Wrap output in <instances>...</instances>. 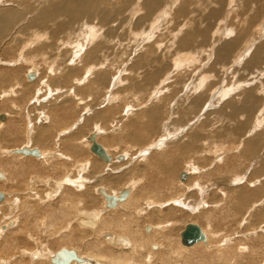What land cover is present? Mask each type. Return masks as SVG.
<instances>
[{"label": "bare ground", "instance_id": "obj_1", "mask_svg": "<svg viewBox=\"0 0 264 264\" xmlns=\"http://www.w3.org/2000/svg\"><path fill=\"white\" fill-rule=\"evenodd\" d=\"M4 1L5 2L3 3V5L0 6V40L4 38L11 39L7 41L6 47L10 46V48L13 49L16 47V45L20 44L17 46L18 53L15 57L16 60L14 61L13 59L10 61H6L7 64L17 66L22 62L28 63L30 61V58L28 59V57L25 55V53H23V51H25V49L28 48L30 45H35L39 43L49 45L47 46V52H44L50 53L52 57L55 56L56 60L59 59L61 61L66 58L65 52H61V54L59 53L64 47L65 50H69L70 55L65 59L67 67L63 68L64 75L61 80L64 85H69L67 87L58 86L57 89L54 90H56V92L59 91V94L57 93L56 95H62V92L66 93L65 96L69 97L68 100L74 101L77 106L85 103V101H83L80 95L83 94L82 89L85 86L84 82L87 80L88 77L90 78V76L85 73H89L92 70H102V67L107 66V63H105L106 59L102 60L99 58L103 62L98 61V59L97 62L87 63L84 65L83 62H86L85 60L88 59L89 56L92 57V55L94 56V54L97 55L96 52H98V50L102 52L103 49H98L102 46L101 42H104L106 48H110L112 50L111 54L115 56V50L119 42V37L116 34V30L124 24H128L129 27H133L135 25H141L144 22L146 23V20H148V13L158 11L159 8L163 6L164 2L163 0H19L17 2H15L16 0ZM230 1L231 0H229V2ZM2 2L3 0L1 1V3ZM211 2L213 1L211 0ZM188 4H191L190 1L184 4L182 3L176 11L179 16L178 18H180L181 20L187 17L191 23L193 22V27H188L190 24V22L188 21L189 23L187 27L188 29H190L188 33L190 35L185 34V39L181 40L182 42H185L186 39H189L188 41H190V44L195 43L194 45L199 46L200 44L197 43L198 40L200 38H203L201 36L207 34L205 31V29H207V25L205 24L206 26H202V24H204V22L209 23L208 21L212 20L213 17L215 18L218 14L222 12L223 9L219 8V11L217 10V8L216 10L210 9L208 12V10L203 11L202 8H196V11H194L190 9L191 7ZM210 4L211 3H209V6ZM222 4L223 1H218L217 6ZM262 5L263 7L261 8ZM213 6H215V4H213ZM164 7H166V4ZM169 7L171 8V6ZM241 7V14L239 15L241 18L242 15H244L245 17L243 19L245 20V22H248L249 25L246 23L242 24V21L241 26L234 25L241 28L238 33L236 32L234 36H231L229 38L226 37V39H224L223 41H220L222 39L219 40L220 44H217L218 46L215 50V53H213V61L215 60L214 62H219L220 64H222V67L225 66V64L229 65L228 61H224L223 59L230 60V58L232 57L231 50L232 48H235L233 46L236 44V41H238L239 39H243V36L248 34L247 29L250 28H247L246 25L252 27V24H255L261 17V20H263L264 18V0H243ZM127 8H129L128 12H126ZM136 8H145L147 10V13H145L144 16L138 18V11L136 10ZM231 13L234 14V11H232ZM161 14L160 16L158 15L160 19ZM224 14L222 12V15ZM248 14H250V16ZM222 15L220 14L219 16ZM157 17L154 18L157 19ZM172 17H176V14ZM172 17L171 19H173ZM229 17H233L232 14ZM261 20L259 22L263 26ZM132 21H134V24L131 23ZM219 21L221 20L219 19ZM240 21L241 20H239V22ZM178 23L175 25H178ZM228 23V25H230V22ZM152 25H154V23H152ZM158 26L159 25L157 24V27ZM199 26H202L204 28V31L202 29V32H200ZM224 26L225 25H223V27ZM262 26L260 27L258 25V28H262ZM103 27L104 34L102 32L101 36H99L100 33H98V31H100V29ZM146 27L147 25L145 26V28ZM184 27L186 26L180 27L179 29L182 30ZM238 27H235L236 31L239 29ZM144 29H141V31H144ZM155 29L156 30L154 31H157L159 28ZM254 29H256V26H254ZM181 30H179L180 32H178L181 33ZM138 31L139 30H137V32ZM154 31L151 32L155 33ZM259 31L257 33L262 34V32ZM148 32L146 33L148 34ZM17 33L19 35L18 37H16ZM146 33H144V35ZM153 33L149 35L150 38L152 37ZM175 33L176 32H174L173 34ZM61 34L63 35L62 37H66L63 38L65 40L61 39L62 43H60V41L54 42V39L56 38L57 40H59ZM139 34L140 33L137 34V38ZM134 35L133 36L135 43V41H137V39L135 38L136 32L134 33ZM143 36L141 38H143ZM172 36L174 37V35H171V37ZM223 36L225 35L223 34ZM253 36L254 34L252 35V37ZM79 37H83L85 43L81 42V44H78L77 41L79 40L75 41V39H80ZM96 37H98V39ZM260 37L256 41V43L253 44V46L251 44V48L249 49L250 51H248L250 52L248 53L249 57L246 58L243 62L241 61L242 66L245 69H243L242 71L247 76H243V80L238 78L235 79V82H231V85H229L230 83H227L228 86H225L222 89L219 88L220 91H216L217 97H215V95L213 98H211V101L209 100V94L204 95L201 90L207 85L208 86L206 88H208L209 91L213 88L211 83L214 81V78L212 79L214 73L209 74V76H206L205 74L203 76H199L198 71H195V73L197 72L196 77H193V73H191L188 78L176 80L180 84L182 83V81L186 82L185 80L187 79L188 86L186 87H191L190 90L194 93V95H191V91L187 90V92L185 90V93L187 92V99H185L184 96L179 99L177 102V105H179V107L185 106L187 107V111L188 108H190V110L192 111L193 108L200 109L206 103V101L209 100L208 107H212L215 109H211L212 111L209 110L207 112L209 113L211 111L210 116L205 113V115H207H204L205 119H202V121L200 120L199 125L194 127L193 130H190V125H188L182 130V132H184L182 133L181 130H179L180 126L178 123L173 125L171 124L174 129L172 131L179 130V133L174 134L173 144H176V147L174 145L175 148H172L170 151L166 150L167 142H157L158 144H155V139H152L143 143V138L140 135L141 132H138L137 130V133L134 134L127 133V140L129 139L131 143L133 142L134 146L138 144V142L139 144L143 143L142 145H140V148L137 147L138 149H134L135 151H138L136 154L137 156L135 158H131V153L128 154L126 150V152L122 151L124 149L117 152L115 151L116 149L114 150L107 146H104L101 141H99V134L102 133V130L104 129L103 127H101V124L98 119L103 117V113L92 112V115H88L91 111L90 109H86L90 112L85 111L86 113L81 115L84 117V120L81 121L82 123H91L90 125H92V127L94 126L93 132L95 133V138L97 142L102 145V147L106 150L107 154H109L111 157V160L109 162H106L92 152L93 154H91V158H93V160H96L102 166H110L115 163L119 165L125 164L130 158L131 161L133 160L132 162H144L147 167L145 169H154L155 171H159L163 176H165L164 179L162 177L161 179H159L158 176H153V178L148 184L149 191H135L136 188H134V185L137 181L138 183H141L142 179L133 176V173H131V171L128 173L130 177L133 176L131 180L134 181H130L131 184L128 182V185H124L123 182H125V179L127 181L128 178L126 177V167L125 170L117 169L116 173L110 172L108 175L103 177L98 175L100 169L97 166L92 167L91 159H87L88 161L85 162L81 159H76L74 156L67 155L63 152L55 154L57 156H55L54 158H51L50 156V158H47L44 155L45 149L51 144H54L55 141L53 140V137L55 136L56 131L58 133V130H56L55 126L53 127L52 125H49L51 117H49V115L46 116L47 113H44L46 112L44 108H46L47 106L45 105L46 100L42 101L43 103H41V100L37 99L36 101H38V104L35 103V106H33L34 109L37 110V113H42L44 116V118L39 119L40 122L37 123L38 126L39 124H41V127H37L33 134H30L28 130L27 132H25V129L22 131L20 130L21 128L19 129L20 123H22V120L19 115L20 113L12 112L10 115V113L5 114L3 112V114L5 115V119L0 120L2 122L0 123V192L3 193V198L0 200V264H10L11 261L9 262L8 257L13 254L12 251L19 252V256L14 261H12L11 264H56L52 261V258L55 256V253L62 248L74 250L75 255L77 257V259H70L68 264H249L244 260H248L250 261V263L253 261L255 262L254 264H264V181L262 180V177H264V76L261 75L263 77L258 79V75L264 67V33L262 37ZM83 38H81V40H83ZM95 38L96 40H101V42H98V46L95 45V42H97L94 40ZM26 40H30L28 44L25 42ZM145 41L143 44H141L140 42L138 43V45L141 44V46H138L137 48V56L134 59H131V61L128 63L130 67L128 68V70H132V72H135V75L130 77H132L131 79L133 80L137 88H144V86H148V84L151 85L154 80L156 82V79H159V81H161L163 76L165 77V79L166 77L168 79L170 75L171 77L181 75L184 76L186 72L185 74H182L181 70L190 71L194 67V65L187 66L186 64H191L192 61L194 64L196 63L193 60L194 58H191L190 60V56L187 57V55V58L184 56L180 57V51H174L182 49H179L177 47H180L179 40L177 41L179 42L178 44H175L173 46V44L170 43V45H168L167 47H165L161 41V43H153L152 40L150 42L147 41V39ZM188 41H186L185 43L188 44L187 46L191 47ZM205 42L206 41H204V43ZM207 42L211 41L208 40ZM87 43L91 44L93 47H88V50L86 49L85 51L84 47ZM204 46L205 50H207V46ZM6 47H3V49L5 50ZM123 47H125V45ZM173 47L174 49H172ZM195 49L197 50V48ZM243 49L245 48H242V50ZM78 50L79 52H77ZM205 50H203L204 53H206ZM237 51L236 53L240 52V50L239 52ZM121 52H124V50ZM207 53L209 55V52ZM41 54L43 53L41 52ZM123 54L124 53H122V55ZM196 54L198 53L196 52ZM202 54L203 53H200L199 55ZM245 55L247 56V54ZM228 56L230 57L229 59H227ZM105 58L107 57L105 56ZM200 58L202 57L200 56ZM220 59L221 61H218ZM238 59L239 58H237V60ZM210 60L211 59H209V62ZM250 60L253 63H250ZM57 62L55 67L53 64L48 66L47 69L49 75L60 74L61 68L59 66L61 64H58ZM229 63H232L231 60L229 61ZM246 63L247 65L245 66ZM171 64L175 71V73L173 71L175 75L171 73L172 70H169L171 68ZM184 64L187 67L180 68ZM214 64H211V67H213ZM86 65L87 69L85 67ZM113 65V62L109 64V66L111 67ZM203 66L207 65L205 64ZM231 67H229L230 70L228 69L230 72L231 70H233V67ZM193 70H195V67L193 68ZM214 71L216 70L214 69ZM132 72L131 74L134 73ZM138 72L140 74L139 78H141L140 82H136V79H134V77H138ZM4 73L5 70L3 68L0 69L1 79L3 76H6L4 75ZM28 73H32L34 75V78L31 80L28 79ZM100 74L101 76H99L96 80L103 85L106 84L105 86L107 87V89L113 93L112 87H114L115 89L120 85L121 75H123L122 72H119L117 70L113 73L110 79L104 74H102V71L100 72ZM218 74L220 73H217L216 71L214 77H220V75ZM40 75L41 74L39 73V71L35 69V66L32 64L29 65V67H27L24 72V76L28 80L27 83L34 85L36 82L39 81L36 91L34 90L36 92L35 94H40L41 91L45 92V90L51 88V83H49V80L47 78H41ZM68 77H70V82L68 81ZM4 78L3 80H6L8 77L6 79ZM189 79L191 80L189 81ZM228 79L231 81L232 78L230 79V77H228ZM176 81L172 80L171 83H176V86H178V83ZM219 82L221 81L215 80L216 85ZM20 83L21 82L15 80L12 85L7 86L5 89H1L0 114L7 108V105H5L6 102L4 100H6L9 96L11 98V96L17 95V90H22L20 87H18L22 85ZM164 83L165 82H163V84ZM168 84L169 83H167V85ZM72 85L78 88L74 89ZM167 85L161 90V92H159L160 94H162L163 92H168L167 90H169L171 93L174 91L173 85V89L170 86L171 90ZM17 87L20 89H17ZM155 88H152L151 91L155 90ZM180 88L178 87L175 90L181 91ZM153 93L154 92H152L151 94ZM36 96L37 95H35V97ZM112 96L113 97L108 98V100L106 101L108 102L107 104H109V106L111 103L118 102L116 94ZM178 98L179 97H177V99ZM104 99L102 98L101 101L103 102ZM152 99L154 100V98ZM213 101L215 105H213ZM147 102L149 103L146 105ZM147 102L143 103L142 106H140L139 110L143 109V111L138 114L142 119H144V122H142L141 124L146 123L145 128L149 130H154L155 127L157 128L159 125V119L165 117V115L168 114V111H173L172 108H175L177 106L176 104H174L176 105L175 107H167L164 105L165 108L167 107L166 111L162 108V105H157L158 103L152 105L155 100ZM172 102L174 103V101ZM169 103H171V100ZM129 104L125 105L126 107L121 115L122 117H115L113 120H116L117 118L120 120L121 118L124 119L125 116L130 114L132 112L133 105ZM128 108L130 109L128 110ZM19 109L20 108L17 106L16 110ZM186 110H179V113L176 112V114L181 115L179 116V118L183 117L182 115H184V117L186 118V116H188L189 114ZM193 112L194 110L192 111V113ZM81 118L82 117H80V119ZM209 118H212L213 120H209ZM167 120L165 121L164 119L165 122L163 123L165 125L168 123ZM119 121H117V123ZM214 121L219 124L217 130L211 129L210 125ZM79 123L80 120H78V124ZM129 123L136 124V117L133 121ZM179 123L184 124L186 123V121H180ZM65 129L66 130H63V132L61 131V134H65L67 132V129L69 128L66 127ZM87 135L89 136V134ZM88 136L86 138L84 137L83 139L81 137V139L77 140V137L80 136L79 134H74L71 138L72 141H74L71 145H69L70 149L74 153H77L82 147L90 151L89 147L91 141L89 140ZM55 138L57 137L55 136ZM59 139H61L60 136ZM215 139L225 141V144H221L223 145V148H221L219 144L214 146V149H212L211 152L215 155H212V153L208 150V143L214 141ZM21 140L27 141L26 144L21 145L18 148L9 147L16 145ZM175 140H177V143L175 142ZM226 142L237 143H234L235 148L232 149L230 153H228L230 150L223 151L222 153H215L216 149L225 150V146L229 144ZM35 144L39 145V148H36L39 151V156L24 154L22 152L15 151V149H19L22 147H27L28 149L35 148L33 146ZM152 150L154 152H152ZM155 152L156 154H154ZM157 152H160L161 156ZM162 153H165V155H162ZM180 153L181 155L185 153L183 157L184 168L177 173V179L181 171H185L187 175L184 180H181L179 178V180L181 181H177V183L174 179L173 184V181L169 182L167 181V179L171 177V174L176 173L175 171L178 169L180 161ZM177 154L179 155V157L177 156ZM208 154H211L213 157L210 158V165L208 164L207 167L205 166L203 161H206ZM226 154H230L229 157ZM194 155L200 156L199 159L196 158V161H201L200 166L198 164L199 167L196 166L194 162L191 163L193 161L191 160V156ZM60 159H64L65 161L69 162L65 163L64 161L63 164H60ZM9 160H16L20 163L19 170L15 171L13 173L14 175L9 174V170L5 168L6 166L4 167L2 165V162L4 164H9ZM13 161H10L12 164H10L9 166L17 167V165L15 164V162L13 163ZM70 162H73V164H75L76 167L74 168H78V172L76 174L79 175L77 177L75 176V173L71 172V170H68V168L66 169L67 164L69 165ZM149 163H151L152 165L150 166ZM144 164L142 163V165ZM219 164H224L223 168L227 170L226 174H229V172L232 173L229 174V176L222 175L225 170L223 168H220ZM237 166L238 168L239 166L242 167V170H233V168L235 169V167L237 168ZM245 169L247 171H245ZM45 170L52 173V175L45 176ZM211 170H214L215 174L217 172L218 176H214L212 174L213 178H210L206 181H202L201 177H205L206 174H209ZM251 170L253 171V173L263 174L258 177L254 176L249 178ZM83 173L85 174V178L83 177ZM194 173H196V176ZM40 174H42L43 176H41ZM164 182V187H159L163 185ZM189 182L194 183L189 185ZM89 183L91 184L88 185ZM67 184L72 185L71 188L74 189V191H72L73 195L71 201L63 198V194L65 192L62 189L66 187ZM118 184H122L124 186L117 188L119 186ZM169 184H173L178 187L181 186L180 188H183V186H185L183 192L181 191V194H183V196L184 194L186 195L184 200L183 196L179 192V194H175V198L172 197L167 200H164L163 197L161 199L162 201L157 202V200L161 198L159 192L164 189L167 191L170 190L171 186H169ZM40 185L42 187H40ZM136 187L140 188L141 186L137 185ZM124 188L127 189L125 197L123 199H117L112 206H108L107 200L105 199V196L102 194L101 191H104L108 195L118 197L119 193ZM141 188L143 189V187ZM89 189L92 192L93 196L96 195L95 193H97V196L101 198L98 207H92V205L89 203L86 204L87 202H85L84 198L74 197L75 195L82 194L85 192V190ZM93 190L96 192H93ZM193 192L196 193V195L192 198V195H190V193L192 194ZM156 195L157 197H153ZM190 198L192 200H189ZM185 201L188 204L192 203L191 206L186 205ZM164 206H166L167 208L163 209ZM151 207L153 209L157 208V212H151V209H149ZM186 207L189 209H187ZM189 210L194 211L188 213ZM214 210H216L218 214L223 213L224 211L226 213V216H233V218L236 219L235 223L232 222L229 228V224H227L229 221L225 220V222L223 223L221 220L219 221V219H214ZM240 212L241 214L237 216ZM184 215L191 216L192 220L200 219L203 217L207 219L206 226L199 225L205 235L204 240L194 242L191 245H184L181 242L180 236V232L183 230L184 227L179 233L172 232L171 226L174 224L176 218H178V216ZM247 222L249 224V229H247L249 230V233H244V231L246 230L245 228L247 227ZM232 225L236 227L233 228ZM145 226H148V229H145ZM231 228L233 229V231H231ZM226 229H228V232L226 231ZM45 235H52L57 239V241L66 242L64 244L78 245L80 242H84V244L82 245L83 250L76 246H70L69 248L64 246L62 248L59 247L60 249L57 248V250H51L50 248H48L50 244L47 242V240L45 242H43L44 240L42 242H39V239ZM248 240H250L249 242L252 244L251 246L249 243H247ZM1 255H4L5 257L3 256V258H1Z\"/></svg>", "mask_w": 264, "mask_h": 264}, {"label": "rangeland", "instance_id": "obj_2", "mask_svg": "<svg viewBox=\"0 0 264 264\" xmlns=\"http://www.w3.org/2000/svg\"><path fill=\"white\" fill-rule=\"evenodd\" d=\"M1 1L2 0H0V6H2L3 5V3L5 2L4 0H3V2L1 3ZM8 1V0H7ZM17 1H19V0H16L15 2H17ZM164 2H163V6L161 7V8H159V10L158 11H155V12H152V13H148L149 15L147 16V18H148V20H146V23L144 22L143 24H141V25H135V26H128V24H124V25H122L121 27H119L117 30H116V34H117V36L119 37L118 39H119V42H118V44H117V48H116V55L114 56V55H112L111 53H112V50L110 49V48H106V45H105V43L104 42H101V40H96V38L98 39V37L99 36H101V34H102V32H103V34H104V27L103 28H101L100 29V31H98V33H100V35L98 36V37H96L94 40L95 41H97V42H95L96 44V46H98V42L100 41L101 43H102V48L101 47H99L98 49H100V50H102V52L101 51H99L98 50V52H96L97 53V55L96 54H94V56L92 55V57L91 56H89V58L88 59H86V56H85V61L86 62H83V65L84 64H87V63H94V62H97V60L100 58V59H106L105 61V63H107V66H105V67H102V70H92L91 72H89V73H85V74H87L88 76H90V78L88 77L87 78V80L84 82V88L82 89L83 90V94H80L81 95V97H82V99H83V101H85V103H83V104H81V105H76L75 104V102L74 101H71V100H68V96H65V94L66 93H64V92H62V95L60 94V95H56L57 93L59 94V91L58 92H56V90H54V89H57V87L59 86V87H67L68 85H64L63 83H62V80H61V78L63 77V73H64V71H63V68L64 67H67L66 66V62H65V59L70 55L69 54V50H65L64 49V47H63V49L59 52L60 54H61V52H65L66 53V58L64 59V60H59V59H57L56 60V58H55V56H51V54L50 53H46L47 52V46H49V45H45V44H43V43H39V44H35V45H30L28 48H26L25 49V51H23V53H25V55L28 57V59L30 60L28 63H25V62H22L21 64H19V65H17V66H13V65H9V64H7V62L6 61H10V60H13L14 59V61L16 60V55H17V46L18 45H20V44H18V45H16V47L13 49V48H10V46H7L6 47V43H7V41L8 40H11V39H2V40H0V59H1V62H0V69H4L5 70V73H4V75H6V76H3L2 77V79L0 78V91H1V89H5L7 86H9V85H12L13 83H14V81L15 80H17V81H19V82H21L20 84H22V85H20V86H18V87H20L22 90H17L18 91V94L17 95H15V96H11V98H10V96L6 99V100H4L5 102H6V104L5 105H7V108H6V110H4V111H2V113L4 112L5 114H8V113H10V115H11V113L12 112H17V113H20L19 115H20V118H21V120H22V123H20V126H19V129L22 131V130H24L25 132H27V130L30 132V134H33V132L36 130V128L37 127H39L41 124H39V126H38V124L37 123H39L40 122V120L39 119H42V118H44V116H43V114L42 113H37V110H35L34 109V107L33 106H35V103H37L38 101H36L37 99L39 100H41V103H43L42 101H44V100H46V104L45 105H47L46 106V108H44V110L46 111V112H44L45 114H46V116H48L49 115V117H51V121H50V123H49V125H52L53 127L55 126L56 127V130H58V133H57V131H56V133H55V136L57 137V138H55V136L53 137V140L55 141L54 142V144L52 145H50V146H48L46 149H45V153H44V155L48 158L49 156L51 157V158H54L55 156H57V155H55V154H58V153H66L67 155H71V156H74L76 159L78 158V159H81V160H83V161H85V162H87L88 160L87 159H91V161H92V167H94V166H97L100 170H99V172H98V175L99 176H106V175H108L110 172L111 173H116L117 172V169H124L125 170V167H126V169L127 170H125V171H127L126 173H127V175H126V177H128L127 178V181H126V179H125V182H123L124 183V185H128V182L130 183V181L132 182V181H134V180H131L132 179V177L133 176H135L136 178H141L142 179V181H141V183H138V181L136 182V184L134 185V188H136V190L135 191H144V190H147V191H149L148 189H149V182H150V180L153 178V176L155 177V176H158V178L159 179H161V177L164 179L165 178V176H163L159 171H155L154 169H145V168H147L146 167V165L144 164V162H132L131 160H130V158L128 159V161L125 163V164H113V165H110V166H107V165H104V166H102L99 162H97L96 160H93V158H91V154H93L92 152H90L89 150H87L86 148H84V147H82L77 153H74L71 149H70V147H69V145H71L72 144V142L74 141H72V136L74 135V134H79V136L80 137H77V140L78 139H81V137H82V139L85 137H87L88 135L87 134H90L91 132H93L94 130H93V127H92V125H90V124H86V123H82L81 121H83L84 120V117L83 116H81V115H83V114H85L86 112L85 111H88L89 109H90V111H88V112H90V114H88V115H92L91 113L92 112H94V113H103L104 115H103V117L102 118H100V119H98V121L100 122V124H101V127H103V129L104 130H102V133H100L99 134V141H101V143L104 145V146H107V147H109V148H111V149H116L115 151H120V150H122V149H124V150H122V151H127L128 152V154H130V156H131V158H135L137 155V152L138 151H135L136 149H138V148H140V145H142L143 143H145L146 141H148V140H154L155 139V141H154V143L155 144H158L157 142H159V143H161V142H163V143H165V142H167V148H166V150L167 151H170L172 148H175L176 147V144H173L174 142H173V140H174V134H177V133H179L178 131L179 130H181V132H182V130L185 128V127H187L188 125H190L189 127L191 128L190 130H193L194 129V127H196V126H198L199 125V123H200V120L202 121V119H205V116H207V115H209L210 116V113H211V109H215V108H212V107H208V104H209V100L211 101V98H213L215 95H216V91H220L219 90V88L220 89H222V88H224L225 86H228V84L229 85H231V82H235V79H238V78H240L241 80H243L242 79V77L243 76H247L242 70L244 69V67L242 66V62L246 59V58H248L249 57V54L248 53H250V52H248V51H250L249 49L251 48V44H252V46H253V44H255L256 43V41L259 39V37L261 36L262 37V35H263V31H264V18H263V20H261L262 19V17L255 23V24H252V27H249L248 25V22H245V20L243 19L245 16L244 15H242V18L240 17V15L239 14H241V11H240V8H242L241 6H242V2H243V0H231L230 2H229V0H212L213 2H211V0H163ZM174 1V2H173ZM178 1V2H177ZM190 1V3L191 4H188L191 8L190 9H192V10H194V11H196V8L197 9H199V8H202V10L204 11V10H208V12H209V10L211 9H214V10H216V8H217V10L219 11V8H221V9H225L224 11H225V14H224V11L222 10V12H223V14L224 15H222V12L220 13L222 16H219L220 14H218L215 18L213 17L212 18V20H210V21H208L209 23H207V22H204V24H202V26L204 25V26H206L207 27V29H205V31H206V33L207 34H205V35H203V36H201V37H203V38H205V39H203V38H200L199 40H198V42L197 43H199L200 45L198 46V45H194L195 43H192V44H190V41H188L189 39H186V41H188V43L191 45V47L190 46H187L188 44H186L184 41V43L182 42V40H184L185 39V36L189 33V31H190V29H188V27H193V25H192V23L188 20V18L186 17V18H184V19H180V18H178L179 16H178V14H177V10H178V7L183 3H188ZM218 1H223V4H225V5H219V6H217V3H218ZM229 3H228V2ZM233 1V2H232ZM240 1H242V2H240ZM10 2V1H9ZM169 2V3H168ZM171 2H173V3H171ZM176 2V3H175ZM217 2V3H216ZM170 3H171V5H170ZM209 3H211L210 4V6H209ZM165 4H166V7H164L165 6ZM213 4H215V6H217V7H215V6H213ZM168 5V6H167ZM169 6H171V8L169 7ZM212 6V7H211ZM211 7V8H210ZM263 7V5L261 6V8ZM141 9V10H140ZM237 9V10H236ZM238 9H239V11H238ZM127 11L126 12H128V10H129V8H127L126 9ZM136 10L138 11L137 12V17L139 18V17H142V16H144L145 15V13H147V10L145 9V8H136ZM236 10V11H235ZM125 11V10H124ZM141 11V12H140ZM168 11H169V13H168ZM232 11H234V14L233 13H231ZM252 11V10H251ZM235 12H236V14H237V16H236V14H235ZM157 13V14H156ZM162 13V14H161ZM140 14V15H139ZM160 14H161V19H160ZM175 14H176V17H172V16H175ZM231 14H232V16L233 17H229V16H231ZM127 15H128V13H127ZM155 15V16H154ZM159 15V16H158ZM164 17H163V16ZM169 15V16H168ZM249 16H250V14H248ZM151 16H153V17H151ZM158 16V17H157ZM166 16V17H165ZM218 16H219V18H218ZM150 17H151V19H150ZM154 17H157V19L156 18H154ZM171 17L173 18V19H171ZM222 17V18H221ZM240 17V18H239ZM28 18H30V17H28ZM27 18V19H28ZM159 18V19H158ZM232 18V19H231ZM238 18H239V20H241L240 22H239V20H238ZM27 19H25V20H27ZM162 19H163V21H162ZM174 19H176V20H174ZM214 19V20H213ZM219 19L221 20V21H219ZM223 19V20H222ZM152 20V21H151ZM185 20V21H184ZM230 20V21H229ZM235 20V21H234ZM237 20V21H236ZM247 20V19H246ZM261 20V23H263V26L260 24V21ZM148 21V22H147ZM150 21V22H149ZM155 21V22H154ZM160 21H161V25H160ZM173 21V22H172ZM177 21V22H176ZM186 21H187V23H186ZM190 22V24H189V26H188V23ZM213 21V22H212ZM243 21V22H242ZM248 21V20H247ZM263 21V22H262ZM26 22V21H25ZM25 22H23V23H25ZM179 22V23H178ZM228 22H230V25H228L229 23ZM232 22V23H231ZM241 22H242V24H244V23H246V24H248V25H246L247 26V28H250V29H247V33L248 34H246L245 36L247 37H245V36H243V39H239L238 41H236V44L233 46V47H235V48H232V50H231V53H232V57L230 58L229 56L227 57V59H229L230 58V60H231V62L232 63H229V61L230 60H225V59H223L224 61H228V64L230 65H227V64H225V66H223L222 67V64H220L219 62H214L213 61V59H214V54L213 53H215V50H216V48H217V46L220 44V42H219V40L220 39H222V40H220V41H223L224 39H226V37H231V36H234L235 34H236V32L238 33L239 31H240V29L241 28H239L238 26L240 25L241 26ZM132 24H134V21H132L131 22ZM152 23H154V25H152ZM178 23V25H175V24H177ZM181 23V24H180ZM216 23H218V24H216ZM221 23V24H220ZM235 23V24H234ZM145 24V25H144ZM151 24V25H150ZM157 24L159 25L158 27H157ZM165 24V25H164ZM182 24H186V25H182ZM206 24V25H205ZM212 24V25H211ZM220 24V25H219ZM115 25V24H114ZM143 25V26H142ZM147 25V27L145 28V26ZM149 25V26H148ZM208 25H210V26H208ZM215 27H214V26ZM217 25V26H216ZM219 25V26H218ZM223 25H225V26H229L228 28L227 27H223ZM234 25H238V26H234ZM256 26V29H254V26ZM258 25L261 27L262 26V28H258ZM162 26V27H161ZM176 26V27H175ZM183 27V26H186V27H184L183 29H185V30H181V29H179L180 27ZM188 26V27H187ZM202 26H199L200 27V29H199V31L200 32H202L201 30L203 29V31H204V28L202 27ZM213 26V27H212ZM172 28V32H171V28ZM210 27V28H209ZM231 27V28H230ZM234 27V28H233ZM238 27L239 29L236 31V28ZM132 28V29H131ZM134 28V29H133ZM136 28H138V29H136ZM145 28V29H144ZM151 28V29H150ZM155 28H159L157 31H154V30H156ZM169 28V29H168ZM107 29V28H106ZM141 29H144V31L142 30L141 31ZM150 29V30H149ZM181 30V33H179L180 31L179 30ZM210 29V30H209ZM214 29V30H213ZM128 30V31H127ZM137 30H139L138 32H137ZM161 30V31H160ZM176 30V31H175ZM192 30V29H191ZM209 30V31H208ZM235 30V31H234ZM259 30H261V31H259ZM132 31V32H131ZM141 31V32H140ZM149 31V32H148ZM151 31H154L155 33H153V32H151ZM179 31V32H178ZM194 31V30H193ZM250 31H252V32H250ZM262 32V34H259V33H257V32ZM136 32V39H137V41H135V43H134V33ZM146 32H148V34L146 33ZM174 32H176L175 34H173ZM212 32V33H211ZM215 32V33H214ZM138 33H140L139 34V36H138V38H137V34ZM143 33V34H142ZM144 33H146L145 35H144ZM153 33V35H152V37L153 36H155V37H149V35H151ZM191 33V32H190ZM193 33V32H192ZM199 33V32H198ZM186 34V35H185ZM209 34V35H208ZM223 34L225 35V36H223ZM251 34V35H250ZM254 34V38L252 37V35ZM259 34V35H258ZM134 35V36H133ZM144 35V36H143ZM171 35H174V37L172 36L171 37ZM180 35V36H179ZM188 35H190V34H188ZM220 35H222V36H220ZM250 35V36H249ZM19 35H18V33L16 34V37H18ZM63 35L61 34V37H59V40H57V38L56 39H54V42H59L60 41V43H62V41H61V39L62 40H65V39H63V38H66V37H62ZM133 36V37H132ZM143 36V38H141ZM179 38H178V37ZM206 36V37H205ZM249 36V37H248ZM84 37V36H83ZM83 37H81V38H83ZM86 37V36H85ZM148 37V38H147ZM160 37V38H159ZM181 37H184V38H181ZM225 37V38H224ZM260 37V38H261ZM80 38V37H79ZM81 38L80 39H78V38H76L75 39V41H77V40H79V41H77V43L78 44H81V42H84L85 43V40H84V38H83V40H81ZM141 38V39H140ZM147 39V41H150L151 42V40H152V42L153 43H163V45L165 46V47H167L168 45H170V43H172L173 44V46L175 45V44H178L179 42V44H180V47L179 46H177L179 49H181V50H174V51H176V52H179L180 51V57L182 56H184V57H186V55H187V57H189L190 56V60H191V58H194L193 60L196 62L195 64L193 63V61L191 62V64H186L187 66L189 65V66H192V65H194V67H195V70H193V68L190 70V71H185V70H181V72H182V74H185V72H186V76L184 75V76H172L171 77V75L168 77V79H167V77H166V79H165V77L163 76V78L161 79V81H159V79H156V82H155V80L151 83V85H149L148 84V86H144V88L143 87H141V88H137L136 86H135V84H134V82H133V80L131 79L132 77H130V76H133V75H135V72L133 73L132 72V70L130 71V70H128V68H130L129 67V62L131 61V59H134L137 55H136V53H137V48H138V46H141V44H143L144 43V41ZM149 38H150V40H149ZM156 38H157V40H156ZM175 38V39H174ZM177 38V39H176ZM218 38V39H217ZM227 38V39H228ZM37 39V38H36ZM173 39V40H172ZM182 39V40H181ZM246 39V40H245ZM154 40V41H153ZM156 40V41H155ZM175 40V41H174ZM179 40V42H177ZM211 41V42H207V41ZM249 40V41H248ZM253 40V41H252ZM16 41H17V39H16ZM30 41V40H29ZM29 41L28 40H26L25 42L28 44L29 43ZM42 41V40H41ZM123 41V42H122ZM143 41V42H142ZM161 41V42H160ZM199 41H201V42H199ZM204 41H206L205 43H204ZM215 43H214V42ZM240 41V42H239ZM246 41V42H245ZM252 41V42H251ZM129 42V43H128ZM141 43V44H139L138 45V43ZM146 42V41H145ZM165 42V43H164ZM176 42V43H175ZM244 44H243V43ZM254 42V43H253ZM182 43V44H181ZM201 43H203V44H201ZM246 43V44H245ZM250 45H249V44ZM259 43V42H258ZM4 46H3V45ZM43 44V45H42ZM218 44V45H217ZM87 45V46H86ZM122 45V46H121ZM125 45V47H123ZM137 45V46H136ZM145 45V44H144ZM192 45H193V47H192ZM204 45H206L207 46V50H205V46ZM210 47H209V46ZM216 45V46H215ZM241 46V48H240V46ZM45 46V47H44ZM3 47H6V49L4 50L3 49ZM20 47H22V46H20ZM88 47H93L91 44H85V47H84V49H85V51H86V49L88 50ZM185 47H187V48H185ZM202 47V48H201ZM136 48V49H135ZM194 48V49H193ZM195 48H197V50L195 49ZM202 50H201V49ZM209 48V49H208ZM215 48V49H214ZM242 48H245V49H243L242 50ZM10 49V50H9ZM12 49V50H11ZM45 49V50H44ZM172 49H174V47L172 48ZM186 49V50H185ZM189 49V50H188ZM234 49H235V51H234ZM240 50V52H239V50ZM246 49H247V51H246ZM7 50H8V52H7ZM124 50V52H121V51H123ZM135 52H134V51ZM196 50V51H195ZM203 50H205L206 51V53H204L203 52ZM238 50V51H237ZM44 51H46V52H44ZM140 51H142V50H140ZM184 51H185V54H184ZM234 51V52H233ZM236 51L237 52H239V53H236ZM245 51V52H244ZM41 52L43 53V54H41ZM77 52H79V50L77 51ZM181 52H183V53H181ZM196 52L198 53V54H196ZM207 52H209V55H208V53ZM211 52V53H210ZM45 53V54H44ZM101 53V54H100ZM122 53H124L123 55H122ZM200 53H203L202 55H199ZM243 53V54H242ZM247 54V56L245 55V54ZM108 54H110V55H108ZM126 54V55H125ZM172 54V53H171ZM195 56H194V55ZM237 56H236V55ZM241 56H240V55ZM152 55V54H151ZM193 55V56H192ZM207 55V56H206ZM45 56V57H44ZM105 56L107 57V58H105ZM111 56H112V58H111ZM122 56V57H121ZM200 56L202 57V58H200ZM208 57V58H206V57ZM244 56V57H243ZM158 57H161V56H158ZM186 57V58H187ZM195 57H196V59H195ZM205 59H204V58ZM212 57V58H211ZM243 57V58H242ZM237 58H239L238 60H237ZM54 59V60H53ZM73 59H74V57H73ZM98 60V61H102V60ZM108 59V60H107ZM199 59H200V61H199ZM209 59H211L210 60V62H209ZM31 60H32V62H31ZM171 60H172V58H171ZM200 62H198V61ZM233 60V61H232ZM248 60V59H247ZM246 60V61H247ZM5 61V62H4ZM58 61V62H57ZM63 61H64V64H63ZM205 61V62H204ZM212 61H213V63H212ZM218 61H221V59L220 60H218ZM236 61V62H235ZM240 61V62H239ZM242 61V62H241ZM249 61V60H248ZM56 62L58 63V64H61L59 67L61 68V72H60V74H55V75H49V73H48V66L49 65H54V67H55V65H56ZM103 62V61H102ZM114 63V65L111 67V66H109V64L110 63ZM203 62V63H202ZM207 62H209V63H207ZM215 63V64H214ZM250 63H253L251 60H250ZM23 64V65H22ZM34 65L35 66V69H37L38 71H39V73L41 74L40 76H41V78H47L48 80H49V83H51V88L50 89H48V90H45V92L43 91H41V93L40 94H35L36 92V88H37V85H38V83H39V81L38 82H36L34 85H31V84H29V83H27L28 82V80L25 78V76H24V72H25V70H26V68L27 67H29V65ZM127 64H128V67H127ZM207 65V66H203V65ZM210 64V65H209ZM211 64H214L213 65V67H211ZM5 65V66H4ZM63 65V66H62ZM185 65V64H184ZM184 65H182L180 68H185V67H187L186 65L184 66ZM209 65V66H208ZM247 65V63L245 64V66ZM216 66V67H215ZM218 66V67H217ZM231 67L233 70H231V72L229 71L230 70V68L229 67ZM235 66V67H234ZM240 66V67H239ZM86 67V69H87V65L85 66ZM121 67V68H120ZM227 67V68H226ZM243 67V68H242ZM104 68V69H103ZM119 68V69H118ZM201 68V69H200ZM211 68V69H210ZM217 68H219V69H217ZM223 68H225V69H223ZM256 68V67H255ZM85 69V70H86ZM126 69V70H125ZM208 69H209V71H208ZM214 69L217 71V73L219 72L220 74H218V75H220V77H218L217 78V76L216 77H214V74H215V72L216 71H214ZM229 69V70H228ZM240 69V70H239ZM108 70V71H107ZM121 71L122 72V74L123 75H121V80H120V85L118 86V87H116L115 89H114V87H112V89H113V93L112 92H110L108 89H107V87L105 86V85H103V84H101L99 81H97L96 79L99 77V76H101V74H100V72L102 71V74H104L105 76H107L109 79H110V77L113 75V73L114 72H116V71ZM170 71L172 70V72L171 73H173V71H174V69H173V66H172V64H171V68L169 69ZM228 70V71H227ZM245 70V69H244ZM15 71V72H14ZM107 71V72H106ZM129 73H128V72ZM195 71H198V75L200 76V75H206V76H209V74H213V77H212V79L214 80L211 84H212V89H210V91L208 90V88H203L201 91L204 93V95H207V94H209V100H207L206 101V103L200 108V109H198V108H193L192 109V111L194 110V112L192 113V111L190 110V108H188V111L186 110L187 109V107H185V106H180L179 107V105H177V102H178V100L179 99H181L183 96H184V98L185 99H187V97H186V94H187V92L188 91H191L190 89H191V87H189V88H187L186 86H188V81H187V79L185 80L186 82H184V81H182V83L184 84H182V83H178V81H176V80H180V79H184V78H188V76H190L191 75V73H193L192 75H193V77H196V75H197V72L195 73ZM203 71H205V72H203ZM208 71V72H207ZM237 71H238V73H237ZM92 72H94V73H92ZM131 72L133 73V74H131ZM140 72V71H139ZM139 72H138V74H139ZM203 72V73H202ZM67 73V72H66ZM112 73V74H111ZM124 73H126V74H124ZM136 73H137V71H136ZM174 73H175V71H174ZM173 73V74H174ZM243 73H244V75H243ZM253 73V72H252ZM110 74V75H109ZM221 74H222V76H221ZM241 74V75H240ZM126 75V76H125ZM175 75V74H174ZM232 75H234V76H232ZM260 75V76H259ZM259 75H258V79H260V78H262L263 76H264V67H263V70H261V72L259 73ZM261 75H263V76H261ZM13 76V77H12ZM138 77H134V79H136V82H140L141 81V78H139L140 77V74L139 75H137ZM4 77H8L7 79L6 78H4ZM71 77V76H70ZM70 77H68L69 79H68V81L70 82ZM175 77V78H174ZM192 77V76H191ZM228 77H230V79H231V81L228 79ZM234 77V78H233ZM3 78L4 79H6V80H3ZM217 78V79H216ZM11 79V80H10ZM15 79V80H14ZM88 79H89V81H88ZM164 80V81H163ZM168 82H167V81ZM176 81L177 83H178V86H176V83H171V81ZM191 79H189V81H190ZM215 80L216 81H221V82H219L217 85H216V83H215ZM224 81V82H223ZM230 81V82H229ZM23 82V83H22ZM122 82V83H121ZM163 82H165L164 84H163ZM210 82V81H209ZM155 83H157V84H155ZM167 83H169L168 85H167ZM223 83V84H222ZM228 83V84H227ZM153 84V85H152ZM163 84V85H162ZM173 85V87H174V91L171 93L169 90H167L168 92H163L162 94H160L159 92H161V90L167 85V86H169V88H170V86H171V88H172V85ZM187 84V85H186ZM209 84V83H208ZM74 85H75V83H74ZM74 85H72L73 86V88L74 89H76V88H78V87H76V86H74ZM215 85V86H214ZM162 86V87H161ZM176 86V87H175ZM17 87V89H20V88H18ZM27 87V88H26ZM156 87V88H155ZM161 87V88H160ZM180 88L181 89V91L180 90H175L176 88ZM217 87V88H216ZM106 88V89H105ZM129 88V89H128ZM143 88V89H142ZM154 89L155 88V90H152L151 91V89ZM159 88V89H158ZM171 88H170V90H171ZM187 88V89H186ZM59 89H62V88H59ZM140 89H142V90H140ZM173 89V88H172ZM35 90V91H34ZM106 90H107V92H106ZM185 90L187 91L186 93H185ZM213 90V91H212ZM64 91V90H63ZM156 91V92H155ZM177 91V92H176ZM178 91H180V92H178ZM110 92V93H109ZM115 92V93H114ZM152 92H154L153 94H151ZM170 92V93H169ZM175 92V93H174ZM183 92V93H182ZM193 92L191 91L190 92V94L191 95H194V93L192 94ZM115 95L116 94V96H117V99H118V102L117 103H111L110 104V106H109V104H107L108 102H106L107 100H108V98H111V97H113L112 95ZM157 94V95H156ZM160 94V95H159ZM166 94V95H165ZM173 94V95H172ZM214 94V95H213ZM35 95H37L36 97H35ZM163 95V96H162ZM177 95V96H176ZM30 96V97H29ZM48 96V97H47ZM105 96V97H104ZM110 96V97H109ZM156 98H155V97ZM157 96H158V98H157ZM161 96V97H160ZM168 96V97H167ZM175 96H176V98H175ZM38 97V98H37ZM39 97H42V98H39ZM48 99H47V98ZM160 97V98H159ZM166 97V98H165ZM173 97V98H172ZM177 97H179L178 99H177ZM215 97H217V95L215 96ZM89 98V99H88ZM102 98L104 99L103 100V102L101 101L102 100ZM152 98H154V100H155V102H153V104L152 105H155L156 103H158L157 105H162V108L163 109H165L166 111H167V107L168 106H170V107H175L176 105V107L175 108H172L173 109V111H168V114H166L165 115V117H162L161 119H159V121H158V127L156 128L155 127V129L154 130H149V129H146L145 128V125H146V123H144V124H141L142 122H144V119H142L140 116H139V114L138 113H140L141 111H143V109H141V110H139L140 109V106H142V104L143 103H145V102H147V101H150L151 102V100L152 101H154ZM175 98V99H174ZM35 99V100H34ZM162 99V100H161ZM166 99H169V100H166ZM174 99V100H173ZM55 100V101H54ZM59 100V101H58ZM68 100V101H67ZM170 100H171V103H169L170 102ZM15 101V102H14ZM57 101V102H56ZM172 101H174V103L172 102ZM176 101V102H175ZM9 103V104H8ZM33 103V104H32ZM130 103V104H129ZM149 102H147L146 103V105L148 104ZM165 103V104H164ZM38 104V103H37ZM102 104V105H101ZM126 104H129V105H133L132 107H133V109H132V112L130 113V114H128L127 116H125V118L124 119H122L121 118V120L120 119H116V120H113L115 117H122L121 115H122V113H123V111L125 110V105ZM174 104H176V105H174ZM167 106L166 108H165V106ZM174 105V106H173ZM186 105H187V103H186ZM213 105H215L214 104V101H213ZM14 106H16V107H14ZM17 106L20 108L19 110H16V108H17ZM84 106V107H83ZM54 107V108H53ZM90 107H92V108H90ZM182 107V108H181ZM67 108V109H66ZM26 109V110H25ZM43 109V108H42ZM85 109V110H84ZM86 109H88V110H86ZM92 109V110H91ZM94 109V110H93ZM130 108H128V110H129ZM138 110V111H137ZM179 110H183V111H187L189 114H188V116H186V118L184 117V115H182L183 117H180L179 118V116H181V115H177L176 114V112L177 113H179ZM209 110H211L209 113H207ZM32 111V112H31ZM135 111H137V112H135ZM132 113H133V115H132ZM205 113H207V115H205ZM14 114V113H13ZM136 114V115H135ZM38 115H39V117H38ZM94 115V114H93ZM205 115V116H204ZM7 116V115H6ZM192 116V117H191ZM64 117V118H63ZM80 117H82L81 119H80ZM135 117H136V121H137V123L135 124H130L129 122H131V121H133L134 119H135ZM76 118H78V119H76ZM198 118V119H197ZM61 121H60V120ZM164 119H165V121L167 120V124L165 125L163 122H165L164 121ZM212 118H209V120H211ZM77 121V122H75V121ZM78 120H80V123L78 124ZM113 120V121H112ZM120 120V121H119ZM176 120H178V121H176ZM199 120V121H198ZM213 120V119H212ZM36 121V122H35ZM48 121V120H47ZM115 121V122H114ZM117 121H119L118 123H117ZM161 121V122H160ZM183 122V121H186V123H184V124H182V123H179V122ZM198 121V122H197ZM35 122V123H34ZM113 122V123H112ZM123 122V123H122ZM174 122V123H173ZM0 123H2L1 121H0ZM29 123V124H28ZM69 123V124H68ZM74 123V124H73ZM76 123V124H75ZM179 124V130L177 131V130H175V131H172V130H174L173 129V127L171 126V124L173 125V124ZM32 124V125H31ZM78 124V125H77ZM28 125V126H27ZM193 125V126H192ZM62 126V127H61ZM70 126H72V127H70ZM211 129H213V130H217L218 128V126H219V124L216 122V121H214V122H212L211 123ZM27 127V128H26ZM41 127V126H40ZM66 127H68L69 129H67V132L65 133V134H61V131L63 132V130H66L65 128ZM167 127V128H166ZM77 128V129H76ZM80 129V130H79ZM75 130V131H74ZM91 130V131H90ZM137 130H138V132L140 131L141 132V136H142V138H143V143L141 144H139V142H138V144H136L135 146L133 145V142L131 143V141L128 139L127 140V138H128V135H127V133L128 134H134V133H137ZM189 130V131H190ZM60 131V132H59ZM69 131H71V132H69ZM81 132V134H80V132ZM150 132V133H149ZM173 132V133H172ZM186 132V131H185ZM182 133H184V132H182ZM58 135V136H57ZM156 135V136H155ZM59 136L61 137V139H59ZM170 136V137H169ZM130 138V137H129ZM171 138V139H170ZM158 139V140H157ZM59 140V141H58ZM110 140V141H109ZM160 140V141H159ZM164 140V141H163ZM236 140V139H235ZM62 141V142H61ZM26 142L27 141H23V140H21L20 142H18L16 145H13V146H9L10 148L11 147H19V146H21V145H24V144H26ZM129 142V143H128ZM175 142L177 143V140H175ZM57 143V144H56ZM137 143V142H136ZM226 143H229V144H227V146H225V150H223V149H216V152L215 153H222L223 151H228V150H230L228 153H230L231 151H232V149H234L235 148V144L237 143V142H226ZM235 143V144H234ZM131 144V145H130ZM209 145H208V150H209V152H211L212 151V149H214V146H216V145H220L221 146V148H223L222 146L225 144V141H220L219 139H215L214 141H211L210 143H208ZM221 144H223V145H221ZM232 146H231V145ZM174 145H175V147H174ZM230 145V146H229ZM35 148H39V145H33ZM234 146V147H233ZM138 147V148H137ZM152 147V146H151ZM226 147H227V149H226ZM216 148V147H215ZM229 148V149H228ZM61 149V150H60ZM135 149V150H134ZM59 150V151H58ZM141 150V149H140ZM219 150H220V152H219ZM125 151V152H126ZM152 152H154L153 150H152ZM46 153H47V155H46ZM160 156H161V154H160V152H157ZM212 153V152H211ZM154 154H156V152L154 153ZM184 154L185 153H183L182 155H181V153H180V161H179V165H178V169L175 171L176 173H173L174 174V177H173V174H171V177L169 178V179H167V181H169V182H171V181H173V184H174V179H175V182L177 183V181L179 182V181H181V180H179V177H178V179H177V173L181 170V169H183L184 168V163H183V157H184ZM19 155H22V154H19ZM162 155H165V153H162ZM212 155H215L214 153H212ZM211 154H208V156H207V158H206V161L204 160L203 161V163L205 164V166H207L208 164L210 165V158H212L213 156H212ZM224 155V154H223ZM226 155H228V157H229V155L230 154H226ZM22 156H25V155H22ZM77 156V157H76ZM177 156L179 157V155L177 154ZM196 156V157H195ZM35 157V156H34ZM49 157V158H50ZM36 158V157H35ZM125 158V157H124ZM124 158H122V159H124ZM196 158H200V156H198V155H194V156H191V160H193L191 163H195V165L196 166H198V164H199V166H200V163H201V161L199 160V161H196ZM76 159H74V160H76ZM226 159V158H225ZM101 160V159H100ZM13 161V160H9V164H4L3 162H2V165L7 169V170H9V174H13L15 171H17V170H19V166H20V163L18 162V161H13V163L15 162V164L17 165V167H15V166H9L10 164H12L11 162ZM60 164H63L64 163V159H60ZM16 162H18V163H16ZM69 161H65V163H68ZM75 162V161H74ZM142 163L145 165H142ZM212 163V162H211ZM96 164V165H95ZM150 164V166L152 165L151 163H149ZM71 165V166H70ZM74 165V166H73ZM194 165V164H193ZM194 165V166H195ZM113 166V167H112ZM195 166V167H196ZM198 166V167H199ZM15 167V168H14ZM74 167H76L75 166V164H73V162H70L69 163V165L67 164V167H66V169L68 168V170H71V172H73V173H75V176L77 177L78 175L76 174L77 172H78V168H74ZM105 167V168H104ZM118 167V168H117ZM120 167V168H119ZM194 167V168H195ZM208 167V166H207ZM219 167L220 168H223L224 167V164H219ZM18 168V169H17ZM113 168H114V170H113ZM197 168V167H196ZM74 169V170H73ZM79 169H80V167H79ZM142 169V170H141ZM224 170H225V168H223ZM238 169H241L242 170V167H240L239 166V168H238V166H237V168L235 167V169L233 168V170H238ZM250 170V169H249ZM12 173H11V172ZM82 171V170H81ZM109 171V172H108ZM131 171V173H133L132 175V177H130V175H129V173L128 172H130ZM243 171H244V169H243ZM245 171H247L246 169H245ZM45 172V176L46 175H52V173H50L49 171H44ZM106 172V173H105ZM120 172V171H119ZM143 172V173H142ZM227 173V170H225V172H223V174L222 175H224V176H229V174H231L232 172H229V174H226ZM248 173H249V171H248ZM84 174V173H83ZM82 174V175H83ZM105 174V175H104ZM137 174V175H136ZM195 174V176H196V173H194ZM215 176H218V174H217V172H216V174H215V171L214 170H211L210 171V173L209 174H206V176L203 178V177H201V180L202 181H206V180H209L210 178H213V175ZM261 174H263V173H253V171L251 170L250 171V174H249V178H251V177H258V176H260ZM14 175V174H13ZM12 175V176H13ZM15 175H16V173H15ZM41 176H43L42 174H40ZM151 175V176H150ZM59 176V175H58ZM91 176V175H90ZM212 176V177H211ZM83 177L85 178V174L83 175ZM130 177V178H129ZM145 177V178H144ZM173 178V179H172ZM262 180L264 181V177H262ZM211 181H212V179H211ZM262 181V182H263ZM127 182V183H126ZM122 183V182H121ZM194 183V182H193ZM193 183H191V182H189V185H191V184H193ZM209 183V182H208ZM91 183H89L88 185H90ZM131 184V183H130ZM171 185V184H169V186H171L170 187V190L169 191H167V190H162L161 192H159V195H160V197L161 198H159V200H157V202H160V201H162L161 199L163 198L164 200L166 199H169V198H175V194H179V192H180V194H181V191L183 192V190H184V188H185V186H183V188H180V187H178V186H176V185ZM105 185V184H104ZM119 185V186H118ZM118 185H116V186H118L117 188H120V187H122V186H124V185H122V184H118ZM137 185H139V186H141V187H143V189L140 187V188H138V187H136ZM164 185H165V182L163 183V185H161V186H159V187H164ZM71 186L72 185H70V184H67V186L66 187H64L62 190L65 192L64 194H63V198L64 199H66V200H70L71 201V199H72V195H73V192L72 191H74V189L73 188H71ZM40 187H42L41 185H40ZM113 187H115V186H113ZM94 189V188H93ZM171 191V192H170ZM56 192H58V191H56ZM59 192H60V190H59ZM93 192H96V191H94L93 190ZM194 193V192H193ZM191 194L190 193V195H192L191 197L193 198V197H195V195H196V193H194V194ZM96 195H94L93 196V194H92V192L90 191V189L89 190H85V192L84 193H82V194H77V195H75L74 197L75 198H84L85 199V202H87L86 204H91L92 205V207H98V204L100 203L99 201H100V199L101 198H99L98 196H97V193H95ZM99 195V194H98ZM182 196H183V194H181ZM188 195V194H187ZM189 195V196H190ZM194 195V196H193ZM100 196V195H99ZM153 197H157V195L156 196H153ZM186 197V195L184 194V196H183V200H184V198ZM197 198V197H196ZM55 200H58V199H55ZM188 200V199H187ZM189 200H192L191 198L189 199ZM186 202V201H185ZM65 203H67V202H65ZM192 204V203H191ZM191 204H188L187 202H186V205H188V206H191ZM211 205V204H210ZM91 207V208H92ZM152 207H154V206H152ZM149 208V209H151L150 211L151 212H155L156 211V209L157 208ZM167 207L166 206H164L163 207V209H166ZM187 208V207H186ZM187 209H189V208H187ZM192 211H194V210H192ZM192 211H188V213H191ZM246 211H248V210H246ZM157 212V211H156ZM155 212V213H156ZM183 213H185V212H183ZM187 213V212H186ZM241 214V212L237 215V216H239ZM111 215V214H110ZM235 216V215H234ZM213 218L214 219H219V221L221 220L223 223L225 222V220L226 221H229L227 224H229V228H230V225L232 224V222H234L235 223V221H236V219H234L233 218V216H226V213L223 211V213H219L218 214V212H216V210H214V216H213ZM188 222H195L196 224H198V225H201V226H203V225H207V219L206 218H200V219H196V220H192L191 219V216H188V215H184V216H178V218H176V220L174 221V224L171 226V230H172V232H174V233H179L180 231H181V229L184 227V225L186 224V223H188ZM246 230L244 231V233L245 232H247V233H249V230H247V229H249V224H248V222L246 223ZM232 227L234 228V227H236V226H233L232 225ZM227 228V227H226ZM228 229H226V231H227ZM231 231H233V229L231 228ZM41 232H42V230H41ZM228 232V231H227ZM52 235H55V234H52ZM52 235H50V236H47V235H45V236H43L42 238H40L39 239V242H42L43 240V242H45L46 240H47V242L50 244L49 245V247L48 248H50L51 250H57V248H59V247H70V246H76V247H78V248H80V249H82L83 250V244H84V242L83 243H79L78 245H80V246H78V245H75V244H64V243H66V242H64V241H57V239L54 237V236H52ZM10 236V235H9ZM250 240H248L247 241V243H249L250 244V246L252 245L250 242H249ZM60 245V246H59ZM56 248V249H55ZM60 249V248H59ZM13 252V254H11L10 255V257H8L9 258V262H10V264L12 263V261H14L18 256H19V252H17V251H12ZM18 254H17V253ZM2 257L1 258H3V256L4 255H1ZM14 256V257H13ZM5 257V256H4ZM245 262H247V263H249V264H254L255 262H251L250 263V261H248V260H244Z\"/></svg>", "mask_w": 264, "mask_h": 264}, {"label": "water", "instance_id": "obj_3", "mask_svg": "<svg viewBox=\"0 0 264 264\" xmlns=\"http://www.w3.org/2000/svg\"><path fill=\"white\" fill-rule=\"evenodd\" d=\"M28 79H33L34 75L32 73L27 74ZM5 119V115L3 113L0 114V120ZM89 140L91 141L90 144V151L95 153L99 158L102 160L109 162L111 160V157L109 154H107L106 150L102 147V145L97 142L95 138V133L91 132L88 136ZM16 152H22L24 154H31L35 156H39V151L36 148L28 149L27 147H22L19 149H15ZM186 172L181 171L179 174V178L181 180H184L186 178ZM1 176V174H0ZM102 194L105 196V199L107 200V205L112 206L117 199H123L127 193V189H123L118 197H115L113 195H108L104 191H101ZM3 198V193L0 192V200ZM145 229H148V226H145ZM181 236V242L184 245H191L194 242L204 240L205 235L202 232L200 226L198 224L188 222L185 224L183 230L180 232ZM70 259H77L74 250H68L65 248H62L58 250L55 253V256L52 258V261L56 264H68Z\"/></svg>", "mask_w": 264, "mask_h": 264}]
</instances>
